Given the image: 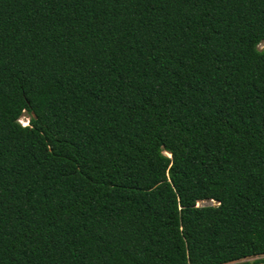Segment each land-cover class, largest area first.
<instances>
[{"label":"trees","instance_id":"1","mask_svg":"<svg viewBox=\"0 0 264 264\" xmlns=\"http://www.w3.org/2000/svg\"><path fill=\"white\" fill-rule=\"evenodd\" d=\"M261 256L264 0H0V264Z\"/></svg>","mask_w":264,"mask_h":264},{"label":"rangeland","instance_id":"2","mask_svg":"<svg viewBox=\"0 0 264 264\" xmlns=\"http://www.w3.org/2000/svg\"><path fill=\"white\" fill-rule=\"evenodd\" d=\"M260 48H261V47H260ZM28 120H29V116H28L27 114H24V115L20 118L19 122H20L22 125L26 126V125L28 124ZM197 205H198V206H213V205H215V203H214V202H211V201H204V202H199ZM261 258H263V256H261V257H255V258L244 259V260H242V261H240V262H248V263H250V264H254V261H255V260H257V259H261Z\"/></svg>","mask_w":264,"mask_h":264}]
</instances>
